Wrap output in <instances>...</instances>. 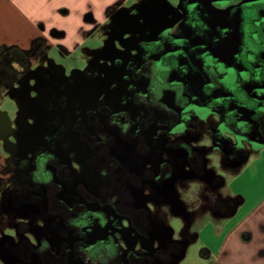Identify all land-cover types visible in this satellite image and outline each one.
Segmentation results:
<instances>
[{"label": "flooded vegetation", "instance_id": "af4514ba", "mask_svg": "<svg viewBox=\"0 0 264 264\" xmlns=\"http://www.w3.org/2000/svg\"><path fill=\"white\" fill-rule=\"evenodd\" d=\"M123 3L71 75L39 65L43 38L0 43L18 103L0 110V264H180L197 219L242 201L227 179L264 150V0Z\"/></svg>", "mask_w": 264, "mask_h": 264}, {"label": "rangeland", "instance_id": "374dc122", "mask_svg": "<svg viewBox=\"0 0 264 264\" xmlns=\"http://www.w3.org/2000/svg\"><path fill=\"white\" fill-rule=\"evenodd\" d=\"M99 1L0 0V43L24 46L34 37L43 38L47 52L39 57V65L52 70L55 65H61L65 73L71 75L100 57L98 52L105 42L108 28L104 23V16L107 9L119 0H103L106 1L105 4ZM121 1H124V8L135 13L141 0ZM90 14L100 26L87 24L86 18ZM86 32L91 34L86 35ZM17 109V100L3 92L0 95V110L14 115ZM227 182H230L232 188L228 194L240 197L241 203L231 216L216 218L211 212H207L199 217L194 227L197 237L186 248L180 264H223L217 253L229 233L257 208L264 214V150L254 154L246 166L229 177ZM190 201L191 204L194 202V196H190ZM172 224H178L177 217ZM240 236H236L238 247L241 243ZM242 244L239 250L243 252L262 249V243L257 239ZM205 249H210L212 256H206ZM242 264H264V260L253 258Z\"/></svg>", "mask_w": 264, "mask_h": 264}, {"label": "crops", "instance_id": "0c3cea01", "mask_svg": "<svg viewBox=\"0 0 264 264\" xmlns=\"http://www.w3.org/2000/svg\"><path fill=\"white\" fill-rule=\"evenodd\" d=\"M101 1L103 4L106 3V1ZM98 2L100 1L98 0ZM89 23L91 22H88L87 24ZM242 230L244 231L241 232ZM245 232L249 233V235L246 238H243V234ZM238 234L241 235V238L239 237L241 242L240 246L243 245L242 243H249L252 239H257L262 243V245H260L262 249L250 252H243V250H239L240 246L238 247L237 245L239 242L236 237ZM211 254V250L207 249L206 256L210 257L212 256ZM217 254L218 259H220L223 264H242L244 261H248L249 259L253 258H257V260H264V214L260 211V208L254 210L246 220L240 222L237 227L229 233Z\"/></svg>", "mask_w": 264, "mask_h": 264}]
</instances>
